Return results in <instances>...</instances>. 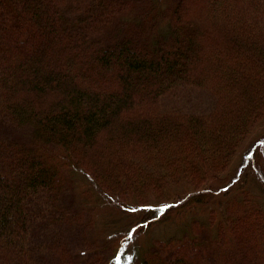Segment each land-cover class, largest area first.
Listing matches in <instances>:
<instances>
[{"label": "trees", "instance_id": "obj_1", "mask_svg": "<svg viewBox=\"0 0 264 264\" xmlns=\"http://www.w3.org/2000/svg\"><path fill=\"white\" fill-rule=\"evenodd\" d=\"M177 86L214 102L164 108ZM263 128L264 0H0V264H121L89 232L70 247L61 230L81 221L59 181L76 176L96 201L137 209V237L167 222L171 205L153 203L179 184L188 212L207 203L204 187ZM256 169L253 196L205 206V220L153 239L138 264H264ZM48 223L57 231L36 243L34 228Z\"/></svg>", "mask_w": 264, "mask_h": 264}, {"label": "rangeland", "instance_id": "obj_2", "mask_svg": "<svg viewBox=\"0 0 264 264\" xmlns=\"http://www.w3.org/2000/svg\"><path fill=\"white\" fill-rule=\"evenodd\" d=\"M133 12L131 11L129 16H133ZM138 13L139 11L136 10L135 14ZM213 98L212 94L203 89L177 86L172 95L164 98L161 103L164 108H179L182 111L201 112L211 107L214 102ZM263 129L252 133L248 138L251 139L250 142L248 144L244 142L237 149L229 167L222 174L220 180L211 182L209 186L204 187V189L208 187L206 188L208 191L205 192V199H208L207 203L195 206L192 211L188 212V204L190 202L187 203L184 199L186 197L185 188L181 186L184 184H179L174 191L176 194H172L167 200L153 203L155 206L171 205L169 209H164L165 216L169 217L167 222L155 221L145 231L138 233L137 237H131L130 225L128 224V215L130 216V213L137 211V209H132L128 205L121 208L118 204L106 203L100 198L96 201L95 192L90 189L85 192L83 189L84 184L78 177H64L61 184L59 181L60 186H58L63 193L64 204H67L68 213L75 214V218H72L73 221L78 220L81 223L73 224L74 226L72 225L65 232L64 228H62L63 237H67L68 244L75 249L84 244L82 241L83 236H86L89 232L87 240L95 244L94 246L100 256H114V258L122 260L121 264H138L137 254L142 249L143 252L151 249L153 247V239L162 238L164 234L172 232L181 233L184 225L187 227L191 226L190 223L193 218L205 220L209 215V211L205 206L212 208L219 200L222 199L224 202L227 201L228 197H239L238 195L244 192L252 196L256 193L257 187L260 185L255 170H257L258 166L264 168ZM256 159L258 164H255ZM224 186L230 189L227 197L223 196L221 192V188ZM85 205L86 208L83 207ZM190 206H193V204ZM218 210L219 208L216 206L212 210V214H216ZM101 219L108 223L106 228ZM88 222H91L92 226L84 224ZM48 225H37L34 228L32 237L36 243L40 240L47 241L51 239V234L57 231V229L54 231L55 225H50L49 223ZM201 229L200 233L207 237L208 228L201 227ZM85 230L87 232L84 235ZM37 256L42 257V255L35 254V258H38ZM44 262L45 260L40 264ZM50 264H52L51 260Z\"/></svg>", "mask_w": 264, "mask_h": 264}]
</instances>
